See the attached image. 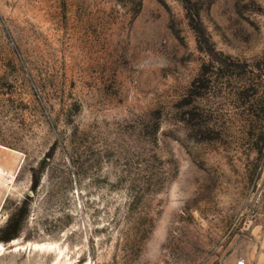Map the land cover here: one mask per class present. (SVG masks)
<instances>
[{
  "label": "rangeland",
  "instance_id": "374dc122",
  "mask_svg": "<svg viewBox=\"0 0 264 264\" xmlns=\"http://www.w3.org/2000/svg\"><path fill=\"white\" fill-rule=\"evenodd\" d=\"M0 168V264H264V0H0Z\"/></svg>",
  "mask_w": 264,
  "mask_h": 264
},
{
  "label": "bare ground",
  "instance_id": "6f19581e",
  "mask_svg": "<svg viewBox=\"0 0 264 264\" xmlns=\"http://www.w3.org/2000/svg\"><path fill=\"white\" fill-rule=\"evenodd\" d=\"M2 173H4V170H2V169L0 168V175H1ZM1 176H2V175H1ZM12 244H16V241L13 240V241H12ZM33 246L39 248V247H44L45 245H44L43 243H34ZM1 248H2V246H1Z\"/></svg>",
  "mask_w": 264,
  "mask_h": 264
}]
</instances>
